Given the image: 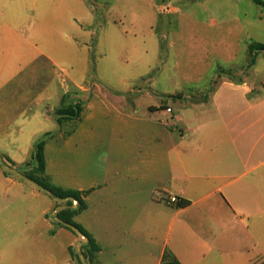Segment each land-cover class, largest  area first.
Returning a JSON list of instances; mask_svg holds the SVG:
<instances>
[{"label":"crops","instance_id":"obj_1","mask_svg":"<svg viewBox=\"0 0 264 264\" xmlns=\"http://www.w3.org/2000/svg\"><path fill=\"white\" fill-rule=\"evenodd\" d=\"M94 19L86 0H0L3 160L15 166L29 162L35 141L51 133L45 173L85 202L72 220L99 247L88 264H160L165 250L181 264H264V56L247 79L223 82L231 90L226 97L216 96L217 88L191 103L200 112L178 133V126L150 115L138 118L136 110L118 111L109 126L98 86L86 83V42L77 38L91 35ZM109 25L112 37H128ZM257 64L260 89L249 83ZM111 89L114 100H128L126 92ZM63 98L82 103L83 110L59 123ZM212 100L213 113L201 110ZM95 151L89 169L87 159ZM0 189L7 192L0 203L23 201V211L40 228L39 264H76L71 250L82 236L47 217L54 198L5 174L1 164ZM170 197L177 201L170 203Z\"/></svg>","mask_w":264,"mask_h":264},{"label":"rangeland","instance_id":"obj_2","mask_svg":"<svg viewBox=\"0 0 264 264\" xmlns=\"http://www.w3.org/2000/svg\"><path fill=\"white\" fill-rule=\"evenodd\" d=\"M86 1L94 12V23L89 27L93 31L87 38H77L86 42V83L98 86L100 100L108 106L104 112L109 126L115 124L118 111L129 115L136 110L138 118L150 115L167 121L169 126H178V133L179 128L192 122L193 114L200 112L191 103L207 98L217 88L216 96L226 97L231 90L223 82L247 79L257 58L264 56V51L253 57L248 51L251 43H264V7L252 0ZM109 23L115 25L118 33L127 32L128 37H112ZM82 26L87 30V26ZM137 50L143 52L138 54ZM260 79L257 64L249 83L260 89ZM111 88L126 92L128 100H114ZM150 105L156 106V111L149 109ZM164 108L171 112H164ZM201 110L213 113L216 105L212 100ZM176 116H180L179 122ZM65 131L63 128L62 133ZM98 153H89L87 168L93 169ZM5 163L26 171L24 164ZM42 193L46 201H52ZM1 196H7L6 190L0 189ZM22 202L0 203V264H39L44 251L37 237L40 228L23 211ZM47 217L57 222L51 213ZM25 221L32 222L35 229L28 230ZM80 251L83 254L82 246ZM71 255L76 264L82 261L77 246Z\"/></svg>","mask_w":264,"mask_h":264},{"label":"trees","instance_id":"obj_3","mask_svg":"<svg viewBox=\"0 0 264 264\" xmlns=\"http://www.w3.org/2000/svg\"><path fill=\"white\" fill-rule=\"evenodd\" d=\"M255 4L264 7L263 0H252ZM248 51L253 57V54L259 51H264V43H251L248 46ZM83 110L82 103L77 102L74 104H68L63 98L61 100L60 107L56 110V114L58 116L57 121L60 123L62 119H76L79 117L81 111ZM51 133H46L39 139H37L33 145V150L31 153V159L29 162L24 164L26 171H22L17 169L22 175L27 177L29 180L33 182L40 190L42 191H50L52 194V198L55 199L54 209L57 207H61L57 210L56 215L63 223H57L69 230L68 224L76 227L86 238L87 242L82 245L83 256L88 261V263H92L94 261L95 254L99 251V247L96 244L95 240L91 237V235L79 224L75 223L72 218L73 216L82 211L85 208V202L81 197V194L78 191L65 189L58 187L51 183L49 177L45 173V154L44 147L47 141V137L50 136ZM11 165L13 163L6 159ZM2 166V165H1ZM23 166V165H22ZM5 174L15 175L6 169L3 168ZM16 176V175H15ZM19 179L25 180L18 176ZM60 200V201H59ZM75 200L77 202V206L72 208V201ZM72 231V230H71ZM79 264H83L81 260L78 261ZM160 264H181L178 259L173 255L172 252L165 250L162 260Z\"/></svg>","mask_w":264,"mask_h":264},{"label":"water","instance_id":"obj_4","mask_svg":"<svg viewBox=\"0 0 264 264\" xmlns=\"http://www.w3.org/2000/svg\"><path fill=\"white\" fill-rule=\"evenodd\" d=\"M0 164H1L2 167H3L4 169H6L7 171H9V172H11V173H13V174H15V175H17V176H19V177L25 179L26 181H29V182L33 183V182H32L31 180H29L27 177H25L24 175H22L17 169H15V168L11 167L10 165L6 164L5 161L3 160V158L1 157V155H0ZM45 193H47L49 196L52 197V194H51L50 191L46 190ZM59 201H60V200H59ZM75 207H76V205H73V206H72V208H75ZM60 208H61V207L59 206V207H57V208L53 211V213H52V217H53V219H54L55 221H57L58 223H63V222H62L57 216L54 215V213H55L58 209H60ZM68 227H69L73 232H75L76 234L82 236V238L84 239L83 241H80V242L77 244V251H78V253H79V255H80V258H81L82 261L85 263V258H84L83 254H82L81 251H80V247H81L82 245H84V244L87 242V238H86V237H85V236H84V235H83V234H82V233H81L76 227H74L73 225L68 224Z\"/></svg>","mask_w":264,"mask_h":264},{"label":"built area","instance_id":"obj_5","mask_svg":"<svg viewBox=\"0 0 264 264\" xmlns=\"http://www.w3.org/2000/svg\"><path fill=\"white\" fill-rule=\"evenodd\" d=\"M167 10V9H166ZM167 111H170V109H167ZM177 201V199L175 197H170L169 198V202L170 203H175ZM73 204H77V202L75 200L72 201Z\"/></svg>","mask_w":264,"mask_h":264}]
</instances>
